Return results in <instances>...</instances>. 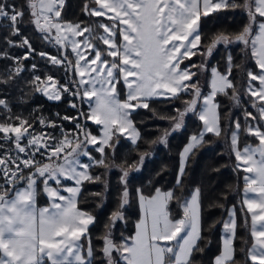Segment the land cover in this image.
Here are the masks:
<instances>
[{
	"label": "snow or ice",
	"instance_id": "obj_1",
	"mask_svg": "<svg viewBox=\"0 0 264 264\" xmlns=\"http://www.w3.org/2000/svg\"><path fill=\"white\" fill-rule=\"evenodd\" d=\"M66 7L67 0H23L20 4L0 0V22H6L0 23V29H5L0 32L4 44L0 59L12 61L6 70L7 80L0 83L19 75L23 62L36 52L21 29L27 14V24L43 42L58 50L57 55L43 51L38 55L63 68L66 77L62 84L51 74L35 75L31 81L35 91L53 101L71 97L69 107L78 110V117L101 126V134L93 135L77 117L64 116L62 119L75 124L68 132L43 116L34 120L14 115L8 100L0 98V264H94L96 249L89 226L95 217L78 206L83 183L102 181L101 176L92 175L93 167L119 168L122 173L118 204L100 237V264H194L196 253L204 250L200 248L203 224L199 187L187 197H177L173 190L160 187L145 195L137 188L140 218L135 231L129 236L121 233L118 242L114 235L115 226L126 222L128 177L151 155L142 152L132 164H117L114 154L118 139L126 137L137 145L141 133L132 113L139 108L150 109L149 101L154 98L176 100L182 95L191 98L182 101V108L174 115L161 117L170 128L149 143L167 144L168 137L185 126L189 113L202 122L201 129L189 136L179 153V186L189 157L205 142L206 134H225L236 161L234 170L244 173L240 213L246 236L239 248L243 259L237 261L238 218L233 205L222 219L220 250L212 264H264V0H83L81 13L98 18L93 23L65 19ZM237 9L246 13L247 22L237 32L208 33L205 44L202 22L221 11ZM237 43L244 46L243 51H250L258 69L246 72V93L256 114L245 109L243 128L239 119L224 128L217 97L227 96L231 90L230 99L239 106L232 73L241 65H235L229 54L223 72L212 66L207 94L196 76L209 71L207 58L219 45ZM12 47L25 49L24 55L9 56L7 49ZM197 54L204 58L201 64L183 67ZM32 70L36 71L35 64ZM121 82L126 89L124 99L119 95ZM76 100L87 103L89 111H80ZM57 127L61 129L59 137L43 130ZM242 130L257 143L241 147ZM91 149L99 153V159ZM64 180L72 181V186H66ZM103 183L107 190V181ZM41 194L47 197L48 206H38ZM173 200L178 203L179 218L169 209ZM216 223L219 221L210 228Z\"/></svg>",
	"mask_w": 264,
	"mask_h": 264
},
{
	"label": "trees",
	"instance_id": "obj_2",
	"mask_svg": "<svg viewBox=\"0 0 264 264\" xmlns=\"http://www.w3.org/2000/svg\"><path fill=\"white\" fill-rule=\"evenodd\" d=\"M17 3H23V0H17ZM82 6L83 0H67L66 8L68 11L71 10L73 12L69 17L72 19L75 16V19L78 18L87 23H90L91 20L98 19L84 16L81 13ZM28 19L29 17L26 14L24 17L25 23L21 25V29L23 34L30 38L36 52L23 62L24 70L19 75H14L7 83H0V98L8 100L11 112L14 115L30 117L34 120L43 116L55 121L65 131L74 129L75 124L72 121L62 119V117L75 116L81 124H86L87 129L91 133L98 134L100 131L98 125L93 121H85L78 117V110L69 107L71 97L64 96L61 101H53L35 91L31 84L35 74L42 76L45 73H51L61 81H64L65 71L63 68L52 66L47 60L40 58L38 53L41 51L49 54H58V50L56 47L42 41L34 29L27 24ZM104 22L107 21L105 20ZM246 22L247 15L243 10L221 11L202 22V33L206 36L204 43H208V33H215L221 30L237 32ZM4 31L5 29H0V32ZM16 39L19 40V37ZM0 49H4L2 40H0ZM243 49L244 46L238 43L229 46L219 45L217 50L207 58L206 63L209 71L206 73L198 72L196 76V80L200 82L202 91L205 93L209 88L208 80L212 66L215 65L223 72L226 68V58L229 54L232 55L235 65H241L239 68H234L232 73V79L240 96L239 106L230 99L231 90H229L227 96L219 95L217 97L220 106L219 111L222 118V127L224 128H227L231 121L237 119H239L243 128L245 125V109L253 112L254 115L256 114V109L251 107L252 101L245 89L247 84V70L258 71V69L255 67L254 59L251 58L250 51L245 52ZM7 51L9 56H23L25 49L12 47L8 48ZM203 60L204 58L197 54L190 61H185L183 67H187L189 64L199 65ZM33 64L36 65L35 72L32 70ZM10 66H12L10 59H0V80H7L6 70ZM118 89H121V95L124 99L122 82L118 86ZM190 98V95H182L176 100L154 98L149 101L150 109L139 108L132 113L131 118L141 133V138L137 145H133L126 137H119L114 154L116 163L126 162L127 164H132L134 161L139 160V153L142 152H150L151 155L146 158L139 171L131 172L128 177L130 200L125 210L126 222L120 221L115 226L114 235L118 242L121 233L129 236L134 231L135 222L139 217L137 188H140L145 195L152 194L156 187H160L162 189L173 190L177 197H187L192 189L199 187L201 189V216L203 224V239L200 241V248L204 250L203 252L196 253L194 256V264H212L213 258L220 250L222 219L227 216V209L233 205L236 207L238 218V231L235 241L237 248L236 260L241 261L243 257L239 253V248L241 247L242 239L246 236L243 227L244 217L240 213L244 173L234 170L236 161L230 153V143L225 138V134H222L220 137H216L213 134H206L205 142L189 157L183 174L182 184L179 186L176 184L180 164L179 153L188 142L189 136L193 132H198L201 129L202 122L195 115L189 113L185 118V126L172 133L168 137L167 144L149 143L150 141L156 140L162 134L163 130L170 128L169 122L166 119H161L162 116H168L169 114L166 112L165 115H161V113L154 114L151 107L160 105L174 106L179 109L183 106L182 101ZM75 102L79 104L80 111L87 113L86 103L79 100ZM169 112L171 113V110ZM57 113H59V117ZM2 114L3 109H0V115ZM36 127L37 129L41 128L38 123ZM43 130L52 132L57 137L61 134L60 127H57L55 130L51 128H45ZM113 142L117 143L116 140ZM256 142L255 138L247 137L243 130L241 131V146L245 143L254 144ZM91 152L93 156L99 159V153L95 149H91ZM108 154L109 156L113 155L111 150H109ZM203 166L209 169V174L205 177L198 178L197 174L203 169ZM91 173L94 176H101L102 181L83 183L78 198V206L82 210L91 212L95 217L94 224L89 226V232L93 246L96 249L94 264H100L101 254L98 251L102 247L100 237L105 232V224L108 222L110 213L118 204L119 195L122 191L120 184V176L122 173L119 168L105 170L103 167H93ZM103 180H106L108 183L107 190H105ZM66 183L71 182L64 180V184ZM96 193H101L102 195L97 196L95 195ZM37 203L38 205L47 204L48 199L45 195L41 194L38 197ZM222 205L223 207H221ZM169 209L176 218L181 215L176 200L170 202ZM218 221L219 223H216L214 228H210V225ZM85 244H87V241H85Z\"/></svg>",
	"mask_w": 264,
	"mask_h": 264
},
{
	"label": "rangeland",
	"instance_id": "obj_3",
	"mask_svg": "<svg viewBox=\"0 0 264 264\" xmlns=\"http://www.w3.org/2000/svg\"><path fill=\"white\" fill-rule=\"evenodd\" d=\"M65 15H68V16H65L64 15V17H65V19H69V20H71V18L69 17L70 15H72V11L71 10H67V8H66V10H65ZM67 17V18H66ZM72 19H75V16L72 18ZM79 20H81V19H79ZM94 21H96V20H91V22L90 23H93ZM100 31H102V30H100ZM43 52H45V51H43ZM50 55H57V54H50ZM215 66V65H214ZM46 74V73H45ZM44 74V75H45ZM47 74H51V73H47ZM35 75H39V74H35ZM34 75V76H35ZM44 75H42L41 77H43ZM52 75V74H51ZM54 76V78H56V79H58L62 84L63 83H65V81H66V77H64V81H61L58 77H56L55 75H53ZM210 78V77H209ZM246 90V89H245ZM122 91H121V89H119V95H120V99H123L122 98ZM218 102V101H217ZM87 104V103H86ZM162 108V109H161ZM151 109L152 110H155V113H158V114H160L161 113V115H165V112L166 113H168L169 115H174L175 114V110L177 109V107H174V106H172V107H169V106H153V107H151ZM160 109V110H159ZM171 110V113L169 112ZM86 111L88 112L89 111V106H88V104H87V109H86ZM173 112V113H172ZM160 117V116H159ZM138 129V128H137ZM73 130V129H72ZM71 130V131H72ZM99 133L98 134H93V135H100L101 134V126H99ZM71 131H68V132H71ZM139 131V130H138ZM82 138V137H81ZM188 143V142H187ZM186 143V144H187ZM185 144V145H186ZM184 145V146H185ZM183 146V147H184ZM182 150V149H181ZM81 160L83 161V162H85V163H87L88 161H87V158L86 157H81ZM209 174V169L206 167V166H203V169L202 170H200L199 171V173L197 174V177L198 178H202V177H205V176H207ZM223 175V174H222ZM71 182V181H70ZM214 184V183H213ZM163 190H169V189H163ZM88 212V211H87ZM89 213H91V212H89ZM92 214V213H91ZM93 215V214H92ZM94 216V215H93Z\"/></svg>",
	"mask_w": 264,
	"mask_h": 264
},
{
	"label": "crops",
	"instance_id": "obj_4",
	"mask_svg": "<svg viewBox=\"0 0 264 264\" xmlns=\"http://www.w3.org/2000/svg\"><path fill=\"white\" fill-rule=\"evenodd\" d=\"M122 86H123V92H124V96H125V93H126V89H125V87H124V85H123V83H122ZM209 91V88H208V90L205 92V94H207V92ZM264 123V122H263ZM257 143V142H256ZM256 143H254L253 145H255ZM246 144V143H245ZM244 145V144H243ZM243 145L241 146V147H243ZM244 175V174H243ZM72 184H73V182L71 181V183H66L65 185L66 186H72ZM21 186H23V185H21ZM243 186H244V184H243ZM243 186H242V198H243ZM165 191H167V190H165ZM64 195H67V193H63ZM151 195V194H150ZM139 203V202H138ZM48 204H49V201H48V203L47 204H42V205H38V206H40V207H45V206H48ZM139 218H140V207H139V217H138V219L137 220H139ZM177 218H179V217H177ZM134 231H135V227H134ZM134 231H133V233H134ZM132 233V234H133ZM250 243H251V241L249 240V245H250ZM217 254H219V252L217 253ZM216 254V255H217Z\"/></svg>",
	"mask_w": 264,
	"mask_h": 264
}]
</instances>
